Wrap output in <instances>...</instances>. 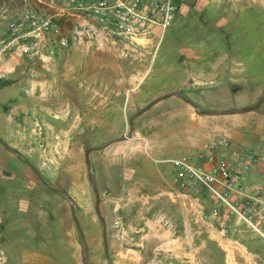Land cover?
Returning a JSON list of instances; mask_svg holds the SVG:
<instances>
[{
  "label": "rangeland",
  "instance_id": "374dc122",
  "mask_svg": "<svg viewBox=\"0 0 264 264\" xmlns=\"http://www.w3.org/2000/svg\"><path fill=\"white\" fill-rule=\"evenodd\" d=\"M182 1L157 46L121 59L88 48L94 59L104 56L90 85L83 59L70 51L66 62L57 48L54 60L32 64L33 76L23 59L0 81V138L73 199L88 264L107 260L87 147H101L89 154L90 171L111 264H228L229 253L235 264H264V240L240 221L224 225V209L199 186L179 188L168 162L183 158L192 138L210 140L212 127L228 140V132L264 136V122L247 118L256 112L235 111L260 101L264 115V0H193L188 10ZM31 2L0 0V32ZM173 90L199 110L223 112L199 114L170 96L134 118L133 134L121 139L131 116ZM71 206L0 144V264H83Z\"/></svg>",
  "mask_w": 264,
  "mask_h": 264
},
{
  "label": "built area",
  "instance_id": "2783aa9c",
  "mask_svg": "<svg viewBox=\"0 0 264 264\" xmlns=\"http://www.w3.org/2000/svg\"><path fill=\"white\" fill-rule=\"evenodd\" d=\"M0 34L3 59H54L57 47L110 49L126 58L139 48L157 46L173 21L179 0H32ZM10 69H8L9 71ZM8 71L6 73H8ZM4 71L0 70V77ZM230 140L206 142L192 162L169 159L179 188L199 186L225 210L226 220L244 223L264 240L262 184L250 186L244 174L262 162L252 149H233ZM230 149L229 154L218 149Z\"/></svg>",
  "mask_w": 264,
  "mask_h": 264
},
{
  "label": "crops",
  "instance_id": "0c3cea01",
  "mask_svg": "<svg viewBox=\"0 0 264 264\" xmlns=\"http://www.w3.org/2000/svg\"><path fill=\"white\" fill-rule=\"evenodd\" d=\"M189 1H193V0H185V1L183 0L182 1V2H184L183 3V7H184L185 10H188L189 9L188 6H187V4L189 3ZM6 22H7V19L4 22V24H3L4 26H3L2 31L5 28ZM1 32H0V34H1ZM87 49L88 48H86V47H81V46L73 45V46H70V47H68L66 49H60V48L57 47L56 50H57L58 55H59L58 58L60 56H63V57H65L63 60H66V62L67 61H72L73 56H72L71 59L68 56L70 51L71 52H74V53H77L78 59H83V66L80 67V70L82 69V74H81L82 77L81 78L83 80H88L89 81V85H90V81L91 80H93V79L94 80H97L98 78H100L99 76H97L95 74V70H96V67L101 66V63L100 62L102 61V59H104V56H99V57H97V58L94 59L93 53L92 52L89 53ZM78 51L79 52L81 51V53H83V55L81 54V57H79ZM104 51L105 50H102V52H104ZM55 58H56V56L54 57V59ZM25 59H27L29 61L27 62V65H25L24 68H27V70L29 69V72L27 71L28 72L27 74L33 76L34 75V73H33L34 70H33V68H31L32 64H35V65L39 64V65L42 66V59L28 58V57H26ZM54 59H52V60H54ZM75 59H77V58H75ZM23 61H24L23 59H8V60L7 59H3V61L0 64V70H2L4 72L5 71L7 72L8 69H10V70L8 71V73H6V72L5 73H2V76L0 77V81L2 80V78L7 77L8 75H11L14 71H16L21 66L20 64ZM5 85H7V84H5ZM5 85H3V87ZM88 103H89V105H91V93H89ZM248 112H256L255 114H257V115H250L247 118H253V119H257L259 121L264 122V119L263 120L261 119V117L264 116V115H262L260 112H257V111H248ZM232 120L234 122H236L239 119H237L236 117H234ZM245 121L246 120H244V122H241V125L240 126L244 125ZM222 133L223 132H221L220 129L213 128L212 127L211 128V133L209 134V139L210 140H208V141H211V140L217 138V136H218L217 134H222ZM214 135H217V136L215 137ZM227 136L232 141L231 148L234 149L235 147H238V149H242V150L243 149H252L254 151L259 152L262 155V157H263L262 162H260L259 164L255 165L254 167H252L251 169H249L244 174V176H245V183L247 185H250V186L253 185V186H255L256 184H262V186H263V192H264V136H261L258 139L256 137H255V139H254V137H250L248 139V136L247 135H244V136L241 135L239 137V136H236L235 133H231V132H228ZM218 137H223V136L219 135ZM204 144H205V142H204L203 137H201V136L198 137L197 136L195 138H192V140H190L189 146L186 148V150L184 152H182L180 154V157H188L192 162L196 163V161L198 160L197 154H199L202 151V146ZM241 144H246V145H249V146H242ZM186 151L189 152V153L188 154L185 153ZM218 151L219 152H226V153L229 154L230 149H222V148H219ZM161 160H163V159H161ZM212 199H214V198H212ZM214 201H216V200L214 199ZM216 203L219 204L217 201H216ZM219 206H221V205L219 204ZM233 219L235 220V218H232L230 221H232ZM227 222L228 221L226 220V215H225V210H224V217H223V223H224V225H226ZM243 248L247 252L249 251L244 243H243ZM228 260H231L232 263L235 264L233 262L231 253H229L228 256H227V263L230 264L228 262Z\"/></svg>",
  "mask_w": 264,
  "mask_h": 264
},
{
  "label": "water",
  "instance_id": "95a60500",
  "mask_svg": "<svg viewBox=\"0 0 264 264\" xmlns=\"http://www.w3.org/2000/svg\"><path fill=\"white\" fill-rule=\"evenodd\" d=\"M170 96H177L183 100H185L187 103H189L194 110L199 113V114H210V113H214V114H219L222 113L223 111H208V110H199L197 105L190 100L187 97H184L183 95L180 94V92L178 90H173V91H169L167 93H164L163 95L157 97L156 99H154L153 101H151L150 103H148L147 105H145L143 108H141L140 110H138L133 116H131L128 120V125H129V134L128 135H124L123 137H121V139H126V138H130L131 135L134 132V125H133V120L134 118H136L138 115L142 114L143 112H145L146 110H148L151 106H153L155 103H157L158 101L168 98ZM259 104L260 101H258L257 103H255L254 105H249V106H243V107H239L236 108L235 111L236 112H247V111H259ZM118 140V139H115ZM0 144L12 151L14 153V155L23 163H25L27 166H29L34 173L36 174V176L38 177V179L47 187H49L50 189L57 191V192H61L62 194H64L66 197H68L71 202H72V206H71V216L75 222L76 228L79 232L80 235V239L84 245V257H83V264H88V246L85 242V238H84V233L81 229L80 223L78 221V218L76 216L75 210H76V204L73 201V199L68 195V193L65 191V189L62 188H57V187H53L50 186L47 181L44 179V177L41 175V173L38 171V169L27 159V158H23L21 157L20 153L18 152V150L9 145L8 143H6L3 139L0 138ZM101 147H87L85 149V165L87 168V173H88V177L92 180V186H93V191L95 194V198H96V205H95V211L97 213L98 218L100 219V221L102 222V240H103V246H104V253H105V257L107 260V264H111V258L109 256L108 253V242H107V233H106V224H105V220L103 218V216L100 213V195L96 186V182H95V176L91 173L90 171V157L89 154L91 153V151L95 150V149H99Z\"/></svg>",
  "mask_w": 264,
  "mask_h": 264
},
{
  "label": "bare ground",
  "instance_id": "6f19581e",
  "mask_svg": "<svg viewBox=\"0 0 264 264\" xmlns=\"http://www.w3.org/2000/svg\"><path fill=\"white\" fill-rule=\"evenodd\" d=\"M230 264H233L231 260H228Z\"/></svg>",
  "mask_w": 264,
  "mask_h": 264
},
{
  "label": "trees",
  "instance_id": "16d2710c",
  "mask_svg": "<svg viewBox=\"0 0 264 264\" xmlns=\"http://www.w3.org/2000/svg\"><path fill=\"white\" fill-rule=\"evenodd\" d=\"M1 81L6 82L5 80H1Z\"/></svg>",
  "mask_w": 264,
  "mask_h": 264
}]
</instances>
